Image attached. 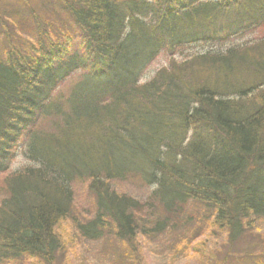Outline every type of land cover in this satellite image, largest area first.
I'll return each instance as SVG.
<instances>
[{
    "label": "trees",
    "instance_id": "obj_1",
    "mask_svg": "<svg viewBox=\"0 0 264 264\" xmlns=\"http://www.w3.org/2000/svg\"><path fill=\"white\" fill-rule=\"evenodd\" d=\"M60 2L77 50L38 23L30 52L0 59V174L20 146L31 163L4 181L0 264H63L69 220L77 239L118 244L117 264H145L141 237L205 256L193 245L207 232L223 235L214 264H264V38L229 47L264 25V0ZM134 180L153 188L146 202L112 187ZM76 182L95 199L87 220Z\"/></svg>",
    "mask_w": 264,
    "mask_h": 264
},
{
    "label": "rangeland",
    "instance_id": "obj_2",
    "mask_svg": "<svg viewBox=\"0 0 264 264\" xmlns=\"http://www.w3.org/2000/svg\"><path fill=\"white\" fill-rule=\"evenodd\" d=\"M38 23L45 29L46 37L49 40L58 41L62 44L73 37L71 43L74 50H77L80 44V31L63 8L60 0H0V59L2 61L5 60L10 45L16 50L30 52V46H36L38 42ZM263 38L264 25L253 34L234 39L229 47L241 46L248 41ZM209 50L208 47L189 48L185 54L190 55ZM170 57L169 52L161 54L147 69L142 77L141 84L150 81L158 70L168 66ZM175 57L179 60L184 56L180 57L177 54ZM78 79V77L74 76L69 83L64 85L62 91L67 92ZM30 164L23 156V146H20L10 168L5 173L0 174V202L5 197V179ZM112 187L118 193L127 194L142 202H146L153 191L152 187L143 185L138 180L114 182ZM73 190L75 195V215L80 220L91 218L95 211V199L89 192L88 185L83 182H76L73 185ZM62 226L65 231L62 234L71 238L69 256L63 264H117L116 261L120 253L118 244L105 241L92 242L75 238L71 220L66 221ZM253 234L259 240L263 239L262 241L264 242V221L257 223ZM222 236V234H219L213 237L207 232V235L194 243L193 247H196L197 243L206 244V248L203 251L205 256L194 252L198 250L197 248L184 250L182 244H179L171 237H141L139 242L145 264H214L213 255L215 254L212 253L222 243Z\"/></svg>",
    "mask_w": 264,
    "mask_h": 264
}]
</instances>
